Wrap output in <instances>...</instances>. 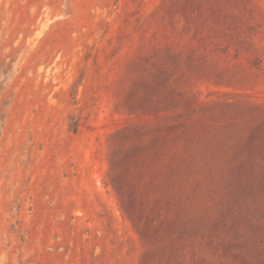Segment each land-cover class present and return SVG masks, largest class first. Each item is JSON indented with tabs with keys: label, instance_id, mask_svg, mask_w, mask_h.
<instances>
[{
	"label": "rangeland",
	"instance_id": "obj_1",
	"mask_svg": "<svg viewBox=\"0 0 264 264\" xmlns=\"http://www.w3.org/2000/svg\"><path fill=\"white\" fill-rule=\"evenodd\" d=\"M0 264H264V0H0Z\"/></svg>",
	"mask_w": 264,
	"mask_h": 264
},
{
	"label": "trees",
	"instance_id": "obj_2",
	"mask_svg": "<svg viewBox=\"0 0 264 264\" xmlns=\"http://www.w3.org/2000/svg\"><path fill=\"white\" fill-rule=\"evenodd\" d=\"M1 89H2V82L0 81V91H1Z\"/></svg>",
	"mask_w": 264,
	"mask_h": 264
}]
</instances>
